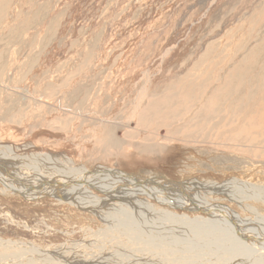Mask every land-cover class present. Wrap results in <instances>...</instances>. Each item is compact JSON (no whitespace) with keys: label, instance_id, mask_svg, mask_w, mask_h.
<instances>
[{"label":"rangeland","instance_id":"374dc122","mask_svg":"<svg viewBox=\"0 0 264 264\" xmlns=\"http://www.w3.org/2000/svg\"><path fill=\"white\" fill-rule=\"evenodd\" d=\"M263 39L264 0H0V80L8 62L14 67L8 89L0 88V141L7 148L63 157L83 178L119 173L131 181L122 193L134 199L140 192L155 212L188 215L191 230L235 213L251 219L230 192L205 193L198 185L213 180L228 191L231 177L263 179L264 147L236 146L229 139L220 144L218 138L194 142L180 128L189 116H159L150 125L134 102L143 93L145 104L155 91L199 83L204 74L237 64L242 52ZM252 117L259 119V113ZM247 119L239 115L237 127ZM159 181L167 190L161 198L150 196L147 188L166 186ZM11 183L0 175L1 238L62 248L67 261L115 252L113 236L91 230L99 229L100 220L87 228L76 210L59 208L51 198L39 200L40 194L28 196ZM119 250L114 254L122 259L126 251ZM51 258L50 264L57 262Z\"/></svg>","mask_w":264,"mask_h":264},{"label":"bare ground","instance_id":"6f19581e","mask_svg":"<svg viewBox=\"0 0 264 264\" xmlns=\"http://www.w3.org/2000/svg\"><path fill=\"white\" fill-rule=\"evenodd\" d=\"M239 58L237 64L235 61V64L228 68L224 67L208 75L204 74L199 83L194 82L176 90L167 87L155 91L145 104L147 95L143 93L144 95L134 102L135 108H142V118L150 125L154 124L159 116L172 115L179 120L181 117L189 116L188 121L180 124V128L185 130V136L194 142L206 143L210 142L211 138L213 140L218 138L217 143L220 144L229 139L230 144L245 146L248 144L249 146L246 147L262 148L264 147V39L254 48H247ZM3 60L1 56L0 66ZM13 70L11 62H8L6 72L4 71L0 80V88L8 89L7 80ZM27 96L29 92L26 89L20 97L26 100ZM33 98L38 104L40 98ZM17 99L15 98L16 101ZM254 112L259 113V119L252 117ZM241 114L248 117V122L242 125V129L236 125V118ZM240 130L241 133H234ZM252 130L258 132L256 138L251 136ZM113 140L116 144L119 142L114 138ZM236 161L238 162V158ZM61 163L62 165H59ZM75 169L76 167L70 166L63 157L44 153L41 155L28 147L7 148L0 141V175L4 174L12 181L14 187L19 191L27 192L28 196L40 194L39 200L51 198V202L59 208L61 206L68 212L76 210V218L83 220L87 228H91L92 223L100 220L99 229L91 230L99 231L105 237L113 236L111 239L113 242L110 243L112 250H110L115 252L118 250V253H122L119 249L125 250L127 253L122 254L124 257L122 259L120 256L116 257L118 253L114 254L115 252L110 251V256L106 258L102 256L97 259L96 256L79 254L76 259L67 261L61 259L62 248V250L55 247L39 249L31 242L24 243L0 237V264H50L48 260L51 257L57 261L52 264H264V201L262 200L264 178L259 177L261 180L254 181L251 178L231 177L234 182L228 191L224 183H221L222 186L213 180L202 181L198 188L205 193L220 190V194L224 195L230 192L232 196L229 198L243 210L242 212L251 213V216L246 214L251 219L242 218L240 214L235 213L234 216L229 215L225 218V221L222 217L217 218L214 222H205L198 229L191 230L186 224L188 215H174L163 210L155 212L146 201L148 198L145 200L140 192H136L137 196L134 199L122 193L120 189L128 188L127 185H130L131 181L119 176V173L101 172L83 178ZM51 179L55 185L49 184L48 180ZM160 184L166 186H151L146 191L150 196L161 198L164 195L163 190H167L168 185L163 181H159L158 185ZM189 184L194 185L191 182ZM138 185L140 184L136 182L134 187L138 188ZM90 187L106 193V198L93 192ZM249 197L260 202L252 201ZM113 200L118 201V204ZM121 202L126 209L124 206L120 207ZM107 245H102V248L107 250L106 247H109Z\"/></svg>","mask_w":264,"mask_h":264}]
</instances>
